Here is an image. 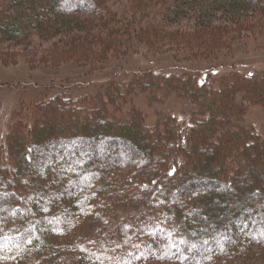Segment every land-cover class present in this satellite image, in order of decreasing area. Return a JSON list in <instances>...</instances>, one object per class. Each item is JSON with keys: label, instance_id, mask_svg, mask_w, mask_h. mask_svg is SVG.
Masks as SVG:
<instances>
[{"label": "trees", "instance_id": "obj_1", "mask_svg": "<svg viewBox=\"0 0 264 264\" xmlns=\"http://www.w3.org/2000/svg\"><path fill=\"white\" fill-rule=\"evenodd\" d=\"M131 11L137 16L122 23L124 14L108 0H0V44L67 36L71 44L40 60L103 65L138 45L219 49L227 24L238 26L256 13L264 24V0H134ZM183 20L192 22L191 35L164 33ZM246 78L252 80L244 96L235 88L244 84L239 76L215 87L211 80L146 74L121 88L108 85L95 99L58 93L22 107L0 149V264H245L253 248L264 264V138L239 124L248 104L264 100L256 94L264 79ZM181 81L189 85L179 93L192 101L190 120H156L150 131L135 111L112 113L113 95L134 87L171 91ZM205 99L216 109L205 108ZM58 108L69 109L73 121L51 129L41 111ZM214 110L236 127L241 143L235 148L218 133L206 138ZM162 134L175 143L168 146ZM148 135L154 137L146 148L140 140ZM204 141L209 148L196 151Z\"/></svg>", "mask_w": 264, "mask_h": 264}, {"label": "rangeland", "instance_id": "obj_2", "mask_svg": "<svg viewBox=\"0 0 264 264\" xmlns=\"http://www.w3.org/2000/svg\"><path fill=\"white\" fill-rule=\"evenodd\" d=\"M108 4L119 15L124 14L122 23L123 21L130 22L133 17L137 16V12L131 11L134 0H108ZM150 13L148 12V14ZM254 15L252 17L254 19L244 20L238 26L227 24L231 30L227 31V36L222 41L223 44H221L219 49L208 48L207 51H203L189 44H186L187 47L183 44L172 47L168 43H163L160 47L156 45L154 47L138 45L135 47L138 48L135 53H130L126 56L121 54L114 55L109 57L103 65H55L54 63L40 60L43 54H47L52 48H64L71 44V39L67 38V36L49 41L34 37L27 43L0 44L1 151L4 149V142L12 127L13 116L18 112L20 113L22 107L27 108L28 105L43 98V96L51 97L60 93L78 101L88 98L95 99L97 95L103 94L108 85L121 88L134 80L146 77V74L165 77L177 76L183 79L190 77L193 80H203L205 83L211 80L212 86L215 87L219 86L223 78L239 76L242 77L244 84L235 85L237 93L243 94V96L245 93L249 94L251 87L248 84L252 79L246 77H261L264 79V76L261 75L264 73V24L260 21V15L257 13ZM223 21L226 20H222L220 24H223ZM191 28L192 22L183 20L167 26L164 33L174 36L176 39H184L185 36L193 33ZM80 38L83 39L84 35L78 34L76 39L79 40ZM128 42L132 43V40L128 41V37H124L123 43ZM182 81L180 84L176 83V86L175 84L170 86L171 91L161 92L158 89H154L151 93L146 89L143 90L145 93H140L139 87H134L130 92L123 95L121 92L118 95H113V98L118 99L111 105L112 108L110 107L112 113L116 116H125L129 111H135L145 119V125L148 129L151 128L150 131L157 129L156 120H190L193 110L192 101L186 95L184 96L189 91V85ZM230 84L228 86H231ZM158 86L161 87L160 85ZM225 88L223 87V89ZM180 90L184 91V94L179 93ZM224 91L227 92L228 88ZM263 93L264 85H261L256 94L261 97ZM120 96L121 98L119 99ZM223 100L225 103L229 102L227 96L223 97ZM260 103L261 105L248 104L245 115L239 124L263 139L264 100ZM204 107L216 109V106L206 99ZM222 116L219 112H216L215 115L213 114L211 122H209L208 127L206 126V138L211 139L218 133L223 143L227 146L229 145L228 149H233L236 144L241 143L239 138L237 141L238 131L235 126L229 128V121H224ZM72 117L69 109H42L41 111V120H47L52 127L51 129L64 128L73 121ZM233 123L236 124L235 121ZM95 128L94 125L90 126L92 133H97L94 130ZM124 129H129L126 133H129L132 138L139 139V136H136L135 129L127 126ZM148 136H150L149 139L140 140V144L146 148L151 143V137L152 140L154 137L153 135ZM245 136L243 137L245 138ZM161 137L162 141L167 142L168 146L169 143H175L174 138L171 139L170 134H162ZM206 143L205 141L204 143L198 142L196 144L197 147L194 149L196 151L206 150L209 148ZM135 144L134 142L132 145ZM135 147L139 149V146L135 145ZM163 148H167L166 144ZM99 149L103 151L105 149V151L109 152L115 151V148L110 146H99ZM144 153L145 151H143ZM222 171L226 172V166L222 168ZM216 217H219V215H216ZM250 251L253 253V259L246 263L262 264L263 261L257 259L261 254L260 250L253 248Z\"/></svg>", "mask_w": 264, "mask_h": 264}]
</instances>
